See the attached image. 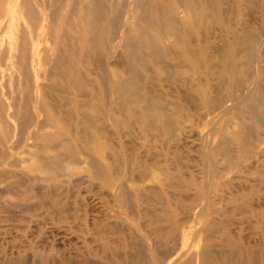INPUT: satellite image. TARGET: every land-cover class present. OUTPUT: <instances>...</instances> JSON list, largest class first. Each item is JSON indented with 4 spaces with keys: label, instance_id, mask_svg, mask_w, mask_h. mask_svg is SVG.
I'll list each match as a JSON object with an SVG mask.
<instances>
[{
    "label": "bare ground",
    "instance_id": "6f19581e",
    "mask_svg": "<svg viewBox=\"0 0 264 264\" xmlns=\"http://www.w3.org/2000/svg\"><path fill=\"white\" fill-rule=\"evenodd\" d=\"M201 1L0 0V178H13L0 193L14 199H5L0 211L16 207L22 220L29 215L36 226L16 229L23 232L16 254L0 249V264H264V246L236 251L229 244L218 257L203 254L200 246L195 253L182 252L178 261L173 174L161 180L158 170L134 162L131 174L139 180H130L121 170V151L104 133L109 121L151 139L171 133L172 117L148 87L151 71L160 78L184 74L175 66L188 65L186 74L198 76L192 93L206 95L208 51L195 46L190 33L204 18ZM44 42L50 45L41 48ZM232 60L229 54V80L235 76ZM42 81L52 90L42 89ZM245 101L243 109L255 117L260 97ZM239 135L235 140L244 143ZM11 158L26 166L23 177L12 169L17 163L6 162ZM76 169H84L110 197L105 220L92 226L83 220L77 237L84 241L70 251L48 243L65 223L78 220L77 198L70 199L59 178L83 179ZM256 196L263 197L258 190Z\"/></svg>",
    "mask_w": 264,
    "mask_h": 264
},
{
    "label": "rangeland",
    "instance_id": "374dc122",
    "mask_svg": "<svg viewBox=\"0 0 264 264\" xmlns=\"http://www.w3.org/2000/svg\"><path fill=\"white\" fill-rule=\"evenodd\" d=\"M201 4L205 9L204 18L191 25L190 33L192 43L208 51V64L204 68L207 76L202 80L209 85L206 95L199 97L192 93L191 83L198 76L186 74L188 65L175 66L180 73L185 69L184 74L172 72L160 78L151 71L148 87L165 103L164 108L173 120L171 133L151 139L137 128L130 132L120 125L113 126L111 121L104 130L113 147L121 151V162L126 161L121 170L130 180H139L136 172L131 174L132 166L138 165L134 166V162L146 163L158 170L157 177L161 180L173 174L178 261L182 252L192 254L200 246L208 257L227 252V244L229 250L236 251L241 246L256 250L264 246V0H202ZM165 44L170 45V41L165 40ZM48 45L44 42L40 47ZM229 54L233 56L230 68L235 70L230 80L224 76L229 69L226 65ZM2 68L8 72V66L2 65ZM47 82L42 81L39 86L44 89ZM221 84H224L223 90ZM47 88L52 90L50 85ZM66 90V95L74 92ZM253 95L260 97L255 117L243 109L245 100ZM78 97L90 101L89 97ZM122 117L125 120L126 114ZM239 132L240 137H246L244 143L235 140L234 134ZM6 162L17 163L12 169L15 168V175L23 177L26 166L22 162L13 158ZM159 165L162 170L158 169ZM75 171L85 177L59 178L69 195L72 194L70 199L77 198L78 220L73 225L65 223L48 243L70 251L84 241L77 237L83 220L87 219L91 226L105 220L109 196L95 186L84 169ZM12 180L9 176L0 178V188ZM16 185L20 191L24 189V185ZM257 190L263 195L260 199L255 197ZM5 199L14 200L0 193V205ZM155 210L160 211L159 206ZM23 214L16 207L0 211V249L13 252L12 255L17 251L14 244L23 235L16 229H26L27 224L36 228L29 215L22 220ZM151 215L153 212L146 218ZM85 238L90 240L88 235Z\"/></svg>",
    "mask_w": 264,
    "mask_h": 264
}]
</instances>
